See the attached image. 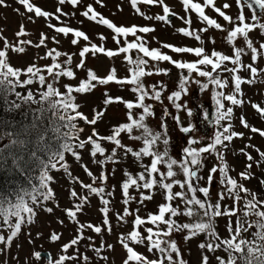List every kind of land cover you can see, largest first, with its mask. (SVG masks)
Returning <instances> with one entry per match:
<instances>
[{
	"label": "snow or ice",
	"instance_id": "obj_1",
	"mask_svg": "<svg viewBox=\"0 0 264 264\" xmlns=\"http://www.w3.org/2000/svg\"><path fill=\"white\" fill-rule=\"evenodd\" d=\"M17 3L24 6L27 13H34L35 17H43L47 19L50 16H54L59 20V16H55L54 13L42 10L39 6L34 5L30 0H16ZM81 0H58L60 5L70 3L73 6L80 4ZM97 3H102V0H96ZM133 8L139 12L137 4L143 3L147 5H160L163 10V15H157L155 17H145L146 19H156L160 21L169 22V15H175L172 13L169 6L165 3V0H130ZM236 5L239 8V14L235 19L228 15L225 10L231 8V4L225 2L222 6L216 5V0H203V4L199 2H193V0H182V4L185 12L194 11L198 14L199 19L202 22H206L209 27H214L221 31H227V40L229 43L237 37H243L247 48L252 52V61L255 62L258 55H264V43H261L259 47L253 46V41L249 38V33L253 30L259 29L264 33V22H261V16H264V0H235ZM0 7H8L6 0H0ZM211 7L215 13L222 17L229 25H232L230 29H224L223 26L217 22L216 19L210 18L205 14V9ZM247 7L252 11L251 23L247 22L248 18L244 14V8ZM19 13V9H15ZM62 15L61 8L56 9ZM259 11L260 15L257 14ZM87 19L95 21L98 24L106 25L114 32L113 40L119 46L121 40L119 37H128L129 35L135 36L134 42L125 41L126 46H119L116 50L105 49L103 45H96L90 42V38L83 32L75 30L68 26L56 27L55 25L48 24L49 28H54L57 33L65 36L72 34L73 39L71 43L76 45L79 41L77 38H83L85 41H89L79 51L81 57L80 63L75 67L82 69L85 67V58L88 53L95 56L97 53L105 54L109 58L118 56L121 53L127 54L130 50H137L142 55L137 56L134 60L131 56L126 55L125 59L131 66L128 69L129 75L118 78L115 68L110 69L109 74L106 77H99L92 69L87 70V77L81 80L78 85L65 84L63 85L64 91H61L56 82L62 77L69 79H77L75 71L71 67H64L61 63L56 62V58L61 55L66 56L64 64H72V55L67 53H61L55 49L49 50L44 57L46 59L52 57L53 63L51 65H45L43 68L36 63H32L24 68H17L11 65L8 58V50L22 54L25 52V48L19 45H10L8 41L4 40V49L0 50V94L14 93L17 99L24 103H35L41 107L36 111L39 113L36 119L39 120L45 113H51V131L56 137L62 141L60 147L56 151H49L47 161H41V171L38 177L39 186L33 185L32 190L24 191L19 190L16 196V202L13 203L11 199L0 196V218H2L3 226L10 228L11 232L7 238L0 235V243L11 242L16 237L22 228L24 223H31L33 217L36 215L31 204H37L40 202V198L43 200L50 199L54 193L48 187L49 182L53 177L49 175L50 170L63 168L66 172H69L68 166L65 163V153H71V155L77 160H81L80 153L77 149H85L90 146V156L93 158L92 163L98 164L103 167L105 164L112 162L118 163L117 149H121L124 155L131 154L137 161H142L144 157H150V164L142 165L143 171L135 176L131 173L125 172L126 179L122 182V195L124 197L123 203L125 205L135 199L130 194V188H135L139 194V203L143 204L147 200L153 199L152 190L159 188L162 190L164 197V203L159 204L158 211L156 213H148L146 217L139 215V209L135 212L130 211L128 207L123 209V213H117V219L120 222H126V217L134 216L132 221L133 230L127 234H121L118 242L126 250V257L123 259L122 264H187L181 257L180 250L177 242L171 239L173 233L186 232L184 239H192L200 234H204L211 239L207 242L198 245L201 249H207L209 252H215L217 249L223 248L228 254L227 259L217 256L218 264H264V199H259L255 192H251L243 184L238 183L236 178L228 175L230 169L225 161L224 152L220 149H226L227 143L231 142L234 137H243L242 132L232 131V125L230 123L233 108L226 107L224 101L230 102L232 105H242L243 101L238 98L241 95V85L243 83H253L257 77L259 70L253 66V64L242 63V55L245 54L244 48L234 47L233 56L223 54L222 52L212 50L211 54H207L203 46L200 47H186L175 46L167 43H163L161 47L150 48L148 42L140 36H136V33H150L155 31L151 27H139L132 25L130 27L117 26L111 20L104 18L100 13L96 12L92 5H88L86 11L82 13ZM99 18V19H98ZM29 21L34 22L33 16L28 17ZM184 19V17H181ZM186 25H191L190 18L184 19ZM180 33L185 36L194 37L197 41L203 45V40L198 32L191 31L188 28L178 29ZM200 32H207L208 28L199 30ZM2 32V30H0ZM27 35L24 25L20 26V31L16 33L17 37ZM0 38H3L0 36ZM99 38L103 41L106 40L103 34H100ZM48 37L44 34H40V39L36 48L45 46V41ZM55 40V38H53ZM57 44L58 40L55 41ZM31 41L21 40L19 44H31ZM212 43H215L213 40ZM162 49H170L174 53H190L197 59L193 61H184L173 59L171 55L163 52ZM55 52V56H53ZM75 55V54H73ZM147 58V59H145ZM149 61L162 62L167 61L174 67L181 70L180 79L178 82V90L171 93L168 96V100L172 102L173 106L179 110H185L189 117L194 115L192 108H189L187 103H177L180 101L183 95H187L189 92V85L195 83L198 85L199 90L204 92L212 85V100L215 105V114L211 123L216 127L211 141L206 145H201L203 138L197 139L189 135L186 141V146L181 149V156L174 158L169 154L168 145V126L165 118L170 115L168 109H164V116L161 118L162 131H154L145 123L148 117L154 116L155 113L151 104H146V97L161 101L162 92L165 89V85L162 83L159 85H152L151 91L147 89L143 83L145 76L165 74L167 75L169 69L153 68L149 66ZM231 63L233 67H227V63ZM210 66L211 70H207ZM248 69L251 73L252 79L245 80L238 73ZM186 70L187 74H184ZM47 73L45 76L44 73ZM231 73V81L233 83V90L231 93L225 94L224 88L228 86V79H222L221 73ZM195 73L198 77H203L205 80L196 79L193 76ZM215 74V75H214ZM23 77V78H22ZM48 77L52 78V82H49ZM95 81L96 83H93ZM111 82H115L121 86H131L130 90L136 94V101H125L122 97H112L105 93L104 104L109 105L112 103H123L128 109L127 120L128 122L115 126L111 134L107 136H101L95 127H92L91 135H87L81 138V134L85 132V128L80 126L78 121H83L86 125L95 126L99 120H101L105 114V110H94L93 116L90 119L85 113L80 111L81 105L76 102L77 97L74 94H86L90 93L97 85H107ZM38 84L40 87L33 92L30 88L31 85ZM17 88L28 89L26 94H21L16 91ZM219 89V90H218ZM162 102V101H161ZM13 107L19 108L20 104L13 102ZM261 116H264V108L260 105H253ZM203 110V119L208 121V110L200 105ZM133 109H142L138 115L135 114ZM173 119L177 125L180 126V131L184 134H190L196 131V125L191 122L186 126L180 121V117L174 116ZM222 121H229L225 126ZM240 122L243 127H251L247 120L241 116ZM35 127V125H33ZM64 129V131H62ZM134 130H140V135H133ZM252 132L259 133L264 137V130L251 127ZM127 133L129 139L134 141H141L142 147L138 151L128 147L122 143L121 134ZM46 133L42 132L38 136V149L45 147L47 150ZM107 141L112 143L114 147L111 153L105 155L106 149L101 146V142ZM25 141L16 138L12 140V145H22ZM163 143L164 150L159 151L157 145ZM247 147V146H246ZM244 152L242 148L240 150ZM215 153L217 159L221 161L220 165H214L208 173L205 186H199V181L203 179L198 173L204 166L203 162L206 158V154ZM103 157V159H95L97 155ZM32 156H36V152L31 153ZM249 161L253 160L250 154L245 153ZM262 159H264V152L260 153ZM259 164V162H257ZM85 172L92 179V183L84 184L80 181L81 186L87 189L90 193L95 194L101 198L103 207L100 209L103 214V225L107 226L108 232L112 231L110 224L109 207L110 200L105 198L111 196L112 193L106 192L105 187L94 186L97 181L101 184H106L108 176L103 171L99 176H96L88 168V166L82 165ZM252 168V164L246 165L245 171L239 173V177L243 180L251 178V173L248 169ZM219 173L220 184L223 186V190L218 193V200L216 202H210L209 193L210 185L214 180V175ZM182 174V179L177 177ZM70 175V172H69ZM78 180V178H75ZM264 184V181H261ZM180 190H175L176 188ZM141 189L147 190L140 191ZM245 193L242 197L240 193ZM203 194L202 197L197 194ZM72 197H78V193L75 190L71 191ZM247 196H251V199H247ZM229 198L233 201V206L223 208L219 201ZM80 203L75 204L73 209H67V216L77 219V214L83 211L84 204L87 202V197H79ZM243 200V208L239 207L240 201ZM177 201L182 202L183 208ZM47 211L51 212L49 208ZM238 212H242L243 218L237 215ZM198 217L191 223H179L180 216ZM233 217L236 216V220L229 219L226 225V230L229 233L228 238H221L216 230V219L219 217ZM249 216H255V220H249ZM15 218V222L12 220ZM175 218V219H174ZM61 223H63L61 221ZM145 225H152L151 227H145ZM163 226V227H162ZM88 228L95 233L100 234L102 227L92 224H79L78 234L69 243L62 246V251L66 252L72 246L78 245L81 240L84 239V229ZM255 228L256 231L252 233V239H247L243 234L249 232L250 229ZM142 229V230H141ZM61 237L56 233H52L50 239L52 241L59 240ZM91 240V237L88 238ZM31 242V241H29ZM134 245H144L147 252L160 253V257L157 259H150L135 250ZM108 249H113L114 246L107 245ZM103 245L100 248L93 246V250L99 253ZM173 253L176 254L177 259H173ZM36 259L41 258L40 252H34ZM72 256L61 255L57 260L53 261L49 257L48 264H64L65 260L74 259ZM107 259V257H102ZM87 260V257H84ZM201 264H209V258L207 255L202 257Z\"/></svg>",
	"mask_w": 264,
	"mask_h": 264
},
{
	"label": "rangeland",
	"instance_id": "obj_2",
	"mask_svg": "<svg viewBox=\"0 0 264 264\" xmlns=\"http://www.w3.org/2000/svg\"><path fill=\"white\" fill-rule=\"evenodd\" d=\"M36 6H39L42 10L48 11L49 13H54L55 16H59V20L55 19L54 16H50L47 19L40 17H35L34 13H27L24 6L16 2V0H6L8 7H0V50L4 49V40L6 39L10 45H19L24 47L26 50L22 54L15 53L8 50V58L11 65L17 68H24L32 63H36L40 67L45 65H51L53 63L52 57H48L47 60L41 59L44 57L49 50L55 49L61 53H67L72 55L73 67L80 63L81 57L79 56V51L89 44V41H85L83 38H77L78 43L73 45L71 43L74 38L72 34L67 36L57 33L54 28H49L48 24L55 25L56 27L68 26L75 30L83 31L89 38L90 42L96 45H103L105 49L116 50L119 46H126L125 41L134 42L136 40L135 36L129 35L128 37H119L121 40V45H117L113 40L114 32L109 29L106 25L98 24L95 21H91L82 15L86 11L88 5H92L96 12L100 13L104 18L111 20L117 26L130 27L136 25L139 27H151L155 31L150 33H136V36L142 37L148 42L150 48L161 47L163 43L175 45V46H186V47H200L203 46L207 54H211L212 50L222 52L223 54L233 56L234 47L244 48L245 54L242 55V63L253 64L259 70H264V55H258L255 62L252 61V52L247 48V45L243 37H237L233 43H229L227 40V31H221L214 27H209L206 22H202L198 14L194 11L185 12L182 0H165V3L169 6L174 15V21L167 23L165 21H160L156 19H146L145 17H155L157 15H163V10L160 5H147L143 3L137 4V8L140 9L139 12L136 8H133L130 0H102V3H97L96 0H81L80 4L73 6L70 3H65L60 5L58 0H30ZM193 2H199L203 4V0H193ZM225 2L230 3L232 6L230 9L225 10L228 15L232 16L234 19L239 14V8L235 3V0H216L217 6H222ZM61 8L62 15L57 12V8ZM19 9V13L15 11ZM205 14L210 18L216 19L224 29H230L232 25H229L222 17H219L214 10L209 7L205 9ZM244 14L248 18L247 22L251 23L252 11L247 7L244 8ZM32 15L34 22L29 21L28 17ZM260 15V13L258 14ZM190 18L191 25H186L184 19ZM99 19V18H98ZM261 22H264V16H261ZM24 25L27 35L20 37L16 36V33L20 31V26ZM181 28H188L191 31L198 32L203 40V45L200 44L194 37L185 36L178 31ZM208 28L207 32H200V29ZM44 33L48 39L45 41V46L39 48L34 47L35 44L39 42L40 34ZM100 34L107 37L106 40H101L99 38ZM55 38V40L53 39ZM249 38L253 41L254 47H259L261 43H264V33L261 30L256 29L249 33ZM27 40L31 41V44H19V41ZM58 40L57 44L55 41ZM215 43H212V41ZM163 52L171 55L173 59L193 61L197 59L193 54L190 53H174L170 49H162ZM44 54V55H43ZM75 54V55H73ZM131 56L134 60L137 56L142 55L137 50H130L129 53H121L118 56L109 58L105 54L97 53L93 56L88 53L85 58V67L82 69L75 70L79 72L77 79L69 82L68 84L78 85L79 82L84 79L88 69H92L96 72L99 77H106L109 74L110 69L115 68L117 71V77L123 78L129 75L128 69L131 67L125 56ZM55 56V52H53ZM66 59V56L61 55L56 58L57 63H62ZM147 59V58H145ZM227 63V62H226ZM149 66L153 68L169 69V73L145 76L143 78V83L149 91H151L152 85H165V89L162 92L163 101H156L154 99H149L146 97L145 103L151 104L152 109L155 113L154 116L148 117L145 123L153 129L154 131H162L161 118L164 116V109L167 108L170 115H168L165 120L168 126V138L169 145L168 151L174 158H179L181 156V149L186 146V141L189 135L200 139L201 145H206L211 141L214 132L217 130L216 127L209 123L208 121L202 120L203 110L200 105L208 110L209 117L215 114V105L212 100V85L209 89L201 92L198 85L191 83L189 85V92L187 95H183L180 101L177 103H187L189 108H192L194 115L189 117L185 110H177L172 102L168 100V96L172 92L177 91L173 89H168V86L176 87L181 75V70L174 67L171 63L167 61L153 62L149 61ZM227 67H233L231 63H227ZM211 70V68H207ZM180 71V73H179ZM222 79H228L229 83L226 87L228 93L233 90V83L231 81V73L222 72ZM184 74L187 72L184 70ZM245 80L252 79L251 73L248 69H243L238 73ZM47 76V74H44ZM193 76L199 80H205L203 77H198L193 73ZM66 79V78H65ZM49 82H51V77H48ZM65 85L64 81L61 79V87ZM131 86L124 85L121 86L115 82H111L107 85H97L92 92L87 93L83 96H77L76 102L81 105L80 111L85 113L90 119L93 116L94 110H105V114L101 120L95 126L86 125L83 121L80 122V126L85 128V132L81 134V138L91 135L92 127H95L101 136H107L111 134L113 128L119 124L128 122L127 112L128 109L123 103H112L109 105L104 104L105 93L112 97H122L125 101H136V94L130 90ZM225 89V88H224ZM223 91L225 92V90ZM219 90V89H218ZM240 99L243 101L242 105H237L236 111L233 108V115L231 118L232 131L242 132L243 137H234L231 142L227 143L226 149H220L224 152L225 161L230 169L228 175L236 178L238 183L243 184L251 192H255L259 199H264V159L261 158L260 153L264 152V138L260 139L261 136L258 134H253L251 132V127L264 130V116H261L253 105H260L264 108V71H260L257 74L253 83H243L241 85V96ZM213 105V106H212ZM226 107H231L230 105H225ZM83 109V110H81ZM135 114L142 112V109H133ZM179 116L180 121L183 125L192 123L196 125V131L190 134H184L180 131V126L177 125L176 121L173 119L174 116ZM243 116L248 124L251 126L245 128L240 122V117ZM214 117V115H213ZM213 119H210V122ZM222 124L227 125L225 121ZM140 130H134L133 135H140ZM122 143L128 147L133 148V150L138 151L142 147L141 141H134L129 139L127 133L121 134ZM101 146L106 149L105 155L111 153L114 145L107 141L101 142ZM247 146V147H246ZM163 143H159L157 148L159 151L164 150ZM244 152H241V149ZM80 153L81 160L77 161L71 153H65V163L68 166L70 172H66L63 168L58 167V169L50 170L49 175L53 177L52 181L49 182L48 187L52 190L54 195L48 200H40L37 204H31L30 206L34 208L36 215L33 217L31 223H24L22 225L20 233L12 239L11 242L0 243V264H48L44 259H36L33 255L34 252H47L50 254L53 261L57 260L61 255L72 256L74 259L65 260L64 264H122L123 259L126 257V250L118 242L121 234H127L132 231L130 227V221L134 219V216L126 217V222H120L117 219V213H123V209L128 207L130 211L135 212L139 209V215L146 217L148 213H156L158 211V205L164 203V197L162 190L156 188L152 190L153 199L145 201L140 204L139 194L137 189L130 188V194L135 197L130 204L125 205L123 203L122 195V182L126 179L125 172L131 173L134 176L143 171L142 165L150 164V157H144L142 161H137L135 157L131 154L124 155L123 150L117 149V159L118 163L109 162L101 167L98 164L92 163L93 158L90 156V146L85 149H77ZM245 153L250 154L253 157L252 161L247 159ZM95 159H103L99 154ZM259 162V164H257ZM248 163L252 164V168L248 169L251 173V178L243 180L239 177V173L245 171L246 165ZM87 165L92 173L99 176L103 171L107 174L108 179L106 184H101L97 181L94 186L105 187L106 192L112 193L111 196H106L105 198L110 200V224L112 231L108 232L102 221L104 219L101 212L103 207L101 203V198L95 194L90 193L87 189L81 186L80 181L84 184L92 183L91 177L87 175L82 165ZM221 161L217 159L215 153L206 154V158L203 162V167L198 173L203 179L198 183L199 186H205L209 170L214 165H220ZM75 178H78L75 179ZM178 179H182V174H180ZM209 200L210 202H216L218 200V193L223 190V186L220 184V175L216 173L214 175V180L211 183ZM75 190L78 193V197H72L71 191ZM175 190L179 191L177 187ZM140 191H145L141 189ZM198 196L203 194L198 193ZM240 195H245L241 192ZM79 197H87V202L84 204L83 211L77 214V219L67 216L66 210L73 209L75 204L80 203ZM247 199H251V196H247ZM223 208L233 206V201L226 198L219 201ZM180 207L183 208L182 202L177 201ZM244 201L241 200L239 207L243 208ZM51 208L52 211L49 212L47 209ZM238 216L243 218L242 212L237 213ZM198 217H187L180 216L178 219L179 223H191ZM229 219L233 221L236 220V216L233 217H219L216 219V230L222 238H228L229 233L226 230V225ZM249 220H255V216H249ZM61 221L63 223H61ZM79 224H92L102 227V232L100 234L94 233L93 230L85 228L83 235L84 239L80 241L78 245L72 246L66 252L62 251V246L69 243L78 234ZM149 226V225H146ZM152 226V225H151ZM222 231V234L221 232ZM256 229H250L249 232L243 235L251 240L252 233ZM11 232V230H10ZM8 231L2 232L5 238L10 234ZM52 233L60 235V239L52 241L50 236ZM184 232L173 233L171 236L172 240L177 242L178 248L183 256V260L187 264H201L202 257L207 255L209 258V264H214L218 262L213 258L211 253L198 247L200 244L198 241L194 240L185 243L183 240ZM91 237V240L88 238ZM31 241V242H29ZM113 245V249H108L107 245ZM103 248L99 253L93 250V246ZM135 250L148 256L150 259H154L155 250L153 253L147 252L144 245H134ZM223 249V248H222ZM87 257V260L84 257ZM102 257H107L103 259ZM175 260V259H174ZM165 264H168L165 261Z\"/></svg>",
	"mask_w": 264,
	"mask_h": 264
},
{
	"label": "trees",
	"instance_id": "obj_3",
	"mask_svg": "<svg viewBox=\"0 0 264 264\" xmlns=\"http://www.w3.org/2000/svg\"><path fill=\"white\" fill-rule=\"evenodd\" d=\"M41 50L42 49H40V51ZM64 61H62L63 66L71 67L75 71L77 77L79 72L75 70V67H73V63L71 65H67L64 64ZM42 74L47 73L44 72ZM221 75H223V73H221ZM86 77L87 73L84 76V79H86ZM61 79L64 81L65 84H68L69 82L75 80L69 79L67 77L60 78V80L56 82V86L61 91H64V88L61 87ZM93 83L96 82L93 81ZM39 87L40 86L38 84H33L30 86L33 92H36ZM167 88L176 90L178 86L173 88V86L167 85ZM27 90L28 89L26 88L16 89V91L20 92L22 95L26 94ZM224 90L225 94H228V89L225 88ZM74 95H76L77 97L83 96L85 94ZM240 96L241 95L238 96L239 99ZM161 101H163V97H161ZM13 102L20 104V107H13ZM224 103L225 105H230L232 108L235 107L236 111L237 105H232L228 101H224ZM40 107L41 106L39 104L24 103L23 101L17 99L14 93L0 94V196L11 199L13 203L16 202V196L19 190L23 189L24 191L30 192L32 190L33 185L37 187L39 186L38 177L41 171V161H47L49 151H56L62 143V141L59 140L56 135L50 130L52 127L51 113H45L41 119H36V116L39 115L36 110ZM78 123L80 124L79 121ZM33 125H35V127ZM62 131H64V129H62ZM42 132L46 133L45 138L48 142L46 146L47 150L45 149V147H40L38 149V136ZM253 134L255 135L256 133ZM16 138L25 141V143L22 145L13 146L12 140ZM33 151L36 152V156L31 155ZM244 196L245 195H242V197ZM40 200H42V198H40ZM132 221L133 219L130 221V227H132L133 230L134 226ZM12 222H15V218H13ZM145 227H151V225H145ZM10 230V228L3 226L2 218H0V234L4 231L10 232ZM220 232L222 234V231ZM186 234L187 233L184 232L183 235V240L186 244L194 240L198 241L201 244L211 239L210 237L204 234H200L192 239L185 240L184 237ZM220 237L222 238V236ZM203 250L207 251V249ZM222 251L223 250L220 248L217 249L215 252H207L211 253V255H213V258L216 259L217 256L221 255ZM224 257L225 259H227L226 252L223 253V258ZM173 258L177 259L175 253H173ZM182 259H184L183 256ZM214 264L217 263L214 262Z\"/></svg>",
	"mask_w": 264,
	"mask_h": 264
},
{
	"label": "water",
	"instance_id": "obj_4",
	"mask_svg": "<svg viewBox=\"0 0 264 264\" xmlns=\"http://www.w3.org/2000/svg\"><path fill=\"white\" fill-rule=\"evenodd\" d=\"M257 14H259V11H257ZM172 16L169 15L168 21L172 20ZM213 118V115L210 116V119ZM41 257H45L47 260H49V256L47 254H41Z\"/></svg>",
	"mask_w": 264,
	"mask_h": 264
}]
</instances>
